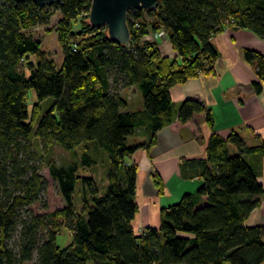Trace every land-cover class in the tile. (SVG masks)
Here are the masks:
<instances>
[{"label":"trees","instance_id":"obj_1","mask_svg":"<svg viewBox=\"0 0 264 264\" xmlns=\"http://www.w3.org/2000/svg\"><path fill=\"white\" fill-rule=\"evenodd\" d=\"M90 7L91 0L52 5L0 0V264H25L35 251V264H262L264 225L245 220L264 203V186L248 160L262 154L263 145H248L236 130L227 137L213 132L206 157L182 164L184 171L202 178V185L162 207L159 226L141 233L133 226L139 210L138 168L128 158L155 142L156 132L176 118L187 122L204 112L213 127L211 110L197 97L184 99L176 110L171 88L214 71L219 54L211 38L226 26L264 37V0H159L154 9H130L128 44L111 40L106 26L92 25ZM56 12L60 65L32 32ZM161 28L177 55L163 54L147 37ZM244 57L257 66L253 86L260 93L264 55L245 49ZM119 83L138 86L141 109H124L127 99ZM30 89L38 98L31 110ZM44 101L49 104L43 111ZM140 129L147 131L149 142L129 144L128 137ZM80 145L85 148L80 163H58L52 156L55 146L74 150ZM34 146L47 153L46 164L65 204L24 218L19 207L37 199L46 182L36 162L22 155L34 154ZM98 150L106 153L103 192L93 175L80 173L97 164ZM78 182L81 208L74 198ZM18 225L15 250L7 240ZM63 226L72 235L66 246L57 241Z\"/></svg>","mask_w":264,"mask_h":264},{"label":"crops","instance_id":"obj_2","mask_svg":"<svg viewBox=\"0 0 264 264\" xmlns=\"http://www.w3.org/2000/svg\"><path fill=\"white\" fill-rule=\"evenodd\" d=\"M211 41L219 54L214 71L175 84L171 88V97L176 110L188 97L201 99L212 112L213 127L204 112L194 114L187 122L176 118L156 132L155 142L140 146L128 158V162L136 163L138 168L136 201L139 210L133 220L137 233L147 226L158 227L162 207L176 203L183 194L195 192L202 185V178L184 171L182 164L188 158L206 157L213 132L227 137L236 130L248 145L264 146V85L260 93L255 91L253 81L258 78L257 66L244 57L245 49L264 55V37L246 28L226 26ZM158 45L163 54L177 55L168 37L159 40ZM135 86L121 90L127 99L124 109H141L132 108L139 99L136 93L134 100L126 94L129 89L136 91ZM141 100L143 107V98ZM135 135L133 143L149 142L145 129L138 130ZM248 160L264 186V152L249 155ZM245 222L247 225H264V203L254 208Z\"/></svg>","mask_w":264,"mask_h":264},{"label":"rangeland","instance_id":"obj_3","mask_svg":"<svg viewBox=\"0 0 264 264\" xmlns=\"http://www.w3.org/2000/svg\"><path fill=\"white\" fill-rule=\"evenodd\" d=\"M60 18L59 13H55V15L52 16V18L49 20V22L46 25H39L35 27L32 32L33 35L41 40L42 48L47 52V54L52 57L58 65L62 63L63 60V53L62 49L60 47V44L58 42V32H57V23ZM153 34H155V31H151ZM150 33H148L147 37L149 38ZM165 37V36H164ZM159 38H154L153 40H162ZM152 39V38H151ZM29 57L32 60H35L36 57L33 55H29ZM21 68L24 70L25 66L22 65ZM117 89L120 91L122 90V84L117 85ZM124 89V88H123ZM135 90L129 89L126 93L127 95L132 96V100L136 99V95L139 97V99L135 100L134 107L132 108H142V94L138 86H135ZM135 92V93H134ZM38 101L37 93L34 89H30L28 91V103H29V109H32V106L34 103ZM49 102L44 101L43 102V111L48 108ZM42 111V112H43ZM40 117V116H39ZM135 137L137 135H131L128 137V143L132 144L135 141ZM31 150H34L35 153L31 154L29 151H22V155L26 158H30L32 161L36 162V164L41 168L40 173L44 175L46 182L41 190L39 196L37 199H35L33 202L24 205L22 207H19V215L21 217H28L30 214L35 213H46L49 211H52L54 209H57L59 207H62L65 203L63 200V197L59 191L58 185L56 183V180L51 176L48 166L46 164V154L45 152H41L40 149H36L35 146L31 148ZM231 153L235 151L234 148L230 149ZM85 152V148L83 145L77 146L74 150H68L63 149L60 146H55L52 151V156L57 160L58 163H70L71 161H77L80 163L82 154ZM106 153L98 150L97 151V164L94 165H86L85 168L80 169L81 174H87V175H93L95 178V181L99 187V192H103L105 185L107 184L106 179V159H105ZM81 184L78 182L76 185V192L74 194L75 198V204L78 208H81L82 206V191L80 189ZM19 230L20 225H18L11 235V237L7 240L8 245L15 250L18 249V237H19ZM72 240L71 231L67 226H63L60 230V234L58 235L57 241L59 245L66 246L70 241ZM37 257V252L35 251L34 257L31 261L26 262L25 264H35ZM89 264H93L92 262H89Z\"/></svg>","mask_w":264,"mask_h":264},{"label":"water","instance_id":"obj_4","mask_svg":"<svg viewBox=\"0 0 264 264\" xmlns=\"http://www.w3.org/2000/svg\"><path fill=\"white\" fill-rule=\"evenodd\" d=\"M21 1V0H17ZM38 4L52 5L61 0H33ZM159 0H91L89 21L96 27H107L111 40L128 44L131 40L127 14L130 9H154Z\"/></svg>","mask_w":264,"mask_h":264},{"label":"built area","instance_id":"obj_5","mask_svg":"<svg viewBox=\"0 0 264 264\" xmlns=\"http://www.w3.org/2000/svg\"><path fill=\"white\" fill-rule=\"evenodd\" d=\"M168 37V34H167V31L165 30V29H163V28H161V29H159V30H157V31H155V34H153L152 32H150V36H149V38L151 39V40H153L154 38L156 39V38H159V39H161L162 37ZM155 41V40H154ZM156 42L158 43V41L156 40Z\"/></svg>","mask_w":264,"mask_h":264}]
</instances>
